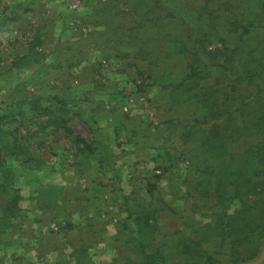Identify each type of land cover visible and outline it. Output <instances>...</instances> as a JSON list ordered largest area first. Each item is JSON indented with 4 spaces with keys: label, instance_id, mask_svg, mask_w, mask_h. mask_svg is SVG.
<instances>
[{
    "label": "trees",
    "instance_id": "16d2710c",
    "mask_svg": "<svg viewBox=\"0 0 264 264\" xmlns=\"http://www.w3.org/2000/svg\"><path fill=\"white\" fill-rule=\"evenodd\" d=\"M32 1L35 0L16 5H25V9L31 11ZM111 1V6L115 7L132 0ZM140 1L148 7L139 16L136 17L135 8L121 15L127 28L124 40L119 43L135 44L137 36L142 37V42L152 37L161 39L157 29L166 21L180 23V39L173 44L180 49L185 62L183 70L178 78L162 74L159 85L167 94L169 110L182 103L194 102L203 113L192 118H171L164 124L181 129L180 141L189 145L191 155L197 159L185 163L188 174L184 179V193L191 199L186 209L187 218L200 216L212 220L198 227L185 223V227L162 236L159 222L162 210L176 213L167 205L158 187L163 173L167 168H173L179 159L174 142L168 138L152 141L149 146L151 158L143 160V165L153 163L156 167L140 168L138 154L149 149L133 141L132 133L137 135L139 131L131 129L125 121L114 123L112 119L109 123H112L116 147H119L116 151L111 147L109 130L103 132L99 125L108 112L116 119L114 108L117 106L85 108L79 92H72L67 81H72V75H81L73 70L82 66L95 43L91 38L95 30L90 27L105 25L107 29L114 23L108 18L101 24L96 17L97 10L93 9V16L80 15L74 24L63 23L70 25L75 30L73 33L77 32L76 48L62 39H56L58 45L50 48L48 40L55 39L52 36L54 29L44 22L45 25L29 26L28 32H33V38L23 54H8L9 66L4 70L13 73L18 82L0 102V134L14 137L12 143L5 146L0 143V233L20 215L23 199V189L16 181L17 172L6 165V160L17 157L25 169L46 170L51 175L53 166L57 168V161L51 159V162L47 151L42 149L49 147L48 144L41 142L32 146L29 142L26 146L20 144L18 134L25 131L33 138L40 134L57 135L59 130H64L73 145L70 150L64 149L68 161L66 172L74 167V172L85 175L87 181L67 188L63 184L40 183L31 194V200L36 201L31 209L41 211L44 220L50 223L75 212L85 216L88 209L105 205L110 221H116L115 232H109L114 256L98 264L246 263L257 257L254 246L264 241V0H255L258 9L250 13L253 15L237 12L226 2H213L204 10L189 0ZM105 4L111 7L108 2ZM63 17L61 15L59 19ZM19 18L16 15L12 20ZM151 30L153 34L149 38ZM212 39L221 46L209 49ZM144 45L140 44L143 54H150V49ZM51 50L54 57L52 61H46ZM30 84L35 87L27 93ZM40 84L46 87H40ZM88 84L94 85L90 81ZM51 87L60 91H52ZM11 94L15 95L12 102L9 101ZM70 103L78 106L77 114L85 115L83 119L93 124L90 126L91 139L72 129L68 115ZM122 132L126 134L123 137ZM122 144L129 145L127 151L135 154L128 168L127 186L122 177L123 166L114 161L126 151L121 149ZM56 148L52 147L54 151ZM97 154L111 156V160H100L95 156ZM24 156L26 158H22ZM89 169L93 170L91 175L86 174ZM109 175L111 177L107 178ZM69 191L71 198L66 195ZM106 222L99 217L92 218L83 233L68 238L73 264H94L97 251L92 254L91 251L104 245ZM71 226L68 222L62 229L68 230ZM195 232H200V236L194 237ZM22 261L23 264H34L26 259ZM62 264L71 263L67 260Z\"/></svg>",
    "mask_w": 264,
    "mask_h": 264
},
{
    "label": "rangeland",
    "instance_id": "374dc122",
    "mask_svg": "<svg viewBox=\"0 0 264 264\" xmlns=\"http://www.w3.org/2000/svg\"><path fill=\"white\" fill-rule=\"evenodd\" d=\"M23 1L24 0H0V102L3 99V96L6 97L4 94H8L10 91H13L15 88L14 86L18 82V78L13 76V73L8 72V70H4V68L9 66L7 61L9 53L12 52V54H16L20 52L23 54L29 47V43L33 38V32H28L30 30L29 26L36 27L44 24L45 22L52 30L56 27V23L60 24L59 28H62L60 30L61 35L64 36V39L62 40L70 42L71 46L76 48V38L78 37L76 36L77 32L73 33L75 30L70 26L71 24H74V22H77L75 21L76 18L80 15L86 17L92 15L91 13L94 9L97 10L96 17L100 20L98 22H102L101 24L105 22V19H113L114 23H112V25H108L110 30H107L109 27L106 29L105 25H103L104 27H90V30H95V34H92L91 37L92 42L95 43H92V50L89 53L88 58H85L82 63V66L86 68L83 70L81 69V66L79 69L73 70L74 72H81V75L79 74L77 77L72 75V81L70 82L68 80L67 83L71 85L72 92L74 94L79 92L80 100L84 103L85 108H90L92 106L95 108L99 107V109H107L112 105L117 106V108H114L117 110L116 119L112 118V121L114 123L125 121L131 129H137L139 131L137 135L132 133V139H134L133 141H136L135 144L144 145L146 146L145 148L149 149V146L152 144L151 142L154 140L161 142L165 140L164 138H168L174 142V150L177 152L179 159L173 168L169 167L166 169L159 180L158 187L160 192L163 194L162 196L167 200V205L169 204L171 208H174L176 213H173L170 210H162L159 221L161 223L162 236L168 234L170 235L178 229L185 227V223H191L193 226L198 227L204 226L207 222H210L212 219L202 218L200 216L189 219L187 218L186 209L190 206L189 201L191 199L184 193V179L188 174V170L186 168L187 165L185 163L187 160H190L191 162L194 160L196 162L197 159L191 155V148L189 145L185 144L183 140L180 141L179 134L181 129L173 128L164 124L166 120L171 118H192L200 116L203 113L202 109L198 108L194 102L182 103L178 107L169 110V100L167 94L165 91L161 90L162 88H160L159 85L161 80L160 76L162 74H167L170 78H178L183 70L185 62L181 57L179 47H175L173 44L176 40L178 41L180 39L182 31L180 23L175 20L174 22L171 20L166 21V23L162 25V28L157 29L160 32L161 39L158 37L150 38L153 34V31L151 30L148 33L150 39L146 42L140 41L142 37L140 38L137 36L135 39V44L137 43V45L132 42H128L130 44H121L119 41L124 40L122 38L126 35L124 32L127 28V25H124V20H122L123 17L121 15L127 10L132 11L135 8L136 17L139 16L141 12L147 10L148 6L145 2L142 3L140 0H132L127 4H121L120 6L117 5L113 7L111 6V0H35L34 2H30V6H32L31 11H27L25 9V5L20 7L16 5ZM189 1L198 8L204 7V10H206V8L213 2L216 4L226 2L237 12H244L249 15H253L250 13L255 12L256 9H258L255 0ZM105 2H108L111 7H108ZM75 3L77 4L76 7L73 6ZM16 15L20 16V18L18 21H13L12 19ZM61 15L64 17L59 19ZM64 21H68V24L70 25L63 24ZM155 32L156 31H154V33ZM55 43H57L56 39L52 38L51 40H48L49 45ZM141 43L146 44L144 46L150 49V54H143V51L141 50L142 46H140ZM219 46H221V44L217 40L212 39L209 49ZM89 81L94 85L88 84ZM41 86L46 87L45 85L40 84V87ZM34 87V85L32 86L30 84L26 89V92L28 93V91H32ZM51 90L55 92L60 91L57 87H51ZM18 92L20 93V91ZM11 95L13 99L10 97V102H12L11 100H14L15 96L13 94ZM9 101L8 103H10ZM1 105L2 104L0 103V106ZM70 106L71 111H69L68 115L70 117L72 129L76 134L91 139L90 126H93V124L91 122L87 123L83 119L85 115L81 116L77 114V105L75 106L70 103ZM83 112L84 114L86 113V111ZM102 125H100V127L103 128V132L109 130L107 126L104 127L105 124ZM7 127L8 126L5 125V128ZM125 135L126 134L123 132L121 133L122 137ZM122 137L119 139L123 141ZM13 138V135L0 134V143L5 146L6 144L12 143ZM18 138L20 140V144L26 146L29 142H31L32 146L41 142H44L45 145L48 144L46 146L49 147L42 149L47 151L50 160L54 159L57 161L55 166L58 169H55L53 166L52 171L54 172L53 175H51L53 178H51L50 181L44 180L40 182V180H29L32 183H29V186H26L25 184L23 187V191L25 190L27 192L26 195L28 196L30 194L27 199H29L28 204L31 205L36 201L31 200V192L29 188H37L40 183L46 182L54 184L63 183L62 178L64 176V172L68 169V161L66 159L67 157L64 149L70 150L73 145L71 137L67 136L64 130H59L57 135L46 136L45 134H40L33 138H31L25 131H21V133L18 134ZM132 143L134 144V142ZM54 146L57 147L55 151L52 149ZM113 146H117V140L115 142V139H113ZM138 149L139 147L137 146L136 150ZM149 151L152 152L149 149L147 152H140L138 154L141 157L140 168L145 167L146 169H153L156 167V164L153 163L143 165V160L151 158ZM25 156L22 158H26L28 155L26 157ZM134 158L135 154H133V158L130 159L131 163L134 161ZM20 161L21 160H18L17 157L13 159L8 158L6 160V165L8 164L14 168L15 171L26 170ZM131 163L129 165H131ZM164 164L165 163H162L161 165L165 166ZM206 166H208V164ZM48 167H52L51 163H49ZM74 171L75 168L72 167L71 171L67 172L73 173ZM128 172V169H126V176H129ZM92 173L93 170L91 171V169L86 171V174L91 175ZM27 176L28 178L30 177V175ZM109 177H111V175L107 178ZM24 198L25 197H23V199ZM103 208H105V205H103ZM234 210L235 207L233 206L230 212L233 213ZM185 219H187V222ZM105 228L108 233L115 232L113 226L110 228L111 231H109L107 227ZM193 236L199 237L200 232H195ZM109 242L99 246V250L96 253L97 255L94 256V258H97L98 260L97 263L109 261L113 258L114 250L111 248V242ZM263 250L264 241L254 246V251L257 254V257L243 264H252L260 257ZM94 252L96 251H91V254Z\"/></svg>",
    "mask_w": 264,
    "mask_h": 264
},
{
    "label": "crops",
    "instance_id": "0c3cea01",
    "mask_svg": "<svg viewBox=\"0 0 264 264\" xmlns=\"http://www.w3.org/2000/svg\"><path fill=\"white\" fill-rule=\"evenodd\" d=\"M59 26L60 24L56 23V27L54 28L52 35L57 40L64 39V36L61 35L60 31L62 28L60 29ZM57 43L51 44L49 47L54 49L58 45ZM49 50L50 49H48V51ZM48 56L49 57L46 61H52L51 59L54 57L53 50L49 52ZM112 118V112H108L103 119L101 118L99 125L105 124L104 127L107 126L112 143L111 147H114L116 151H119L116 146H113L114 131L112 123H109ZM122 148L126 150L125 153L115 158L114 161H116V164L123 166L122 177L125 181L124 185L127 186L126 182L129 176H126V169L129 168V164L131 163L130 159L133 158V153L131 151H127L130 149V146L127 144H122L121 149ZM95 156H98L100 160H111V156L108 155L104 156V154H97ZM69 171H71V169ZM16 172V181L22 189L25 184L26 186H29V183H32L29 180H40L41 182L44 180L50 181V179L53 178L50 176V173L46 172V170L35 171L26 169L16 170ZM27 175H30V177L28 178ZM62 180V184L67 188V186L72 187L78 183H83L84 181L86 182L87 178L85 175H81L76 172H66ZM71 181L75 184H69L72 183ZM35 189L36 187L29 188L31 194ZM24 191H22V195L25 198L20 203L22 208L20 215L13 218L6 230L0 233V264H23L22 259L31 261L34 264H62L63 261L65 262L67 260L73 264L71 261L72 258L70 257V245L68 238H76L81 234V232L83 233L85 226L88 227V223L89 221H92V218L99 217L102 221H107L105 223V227H107L109 231H111L110 228L114 226V223L116 222L115 219H113L114 221H110L111 218H109V215L106 214L107 208L105 206V208L88 209V213L85 216H83L80 212H75L71 215H67L66 218L49 223L44 220L41 211L31 209L32 204H28L29 199H27L30 194L27 196V192ZM66 195H70V198L72 197L70 191L69 193L66 192ZM68 222L72 223V226L69 227L68 230L62 229V225ZM54 226H56V228ZM109 241L110 235L107 231L104 243H108ZM98 250V248H95V251ZM93 261L94 264H98L97 258H94Z\"/></svg>",
    "mask_w": 264,
    "mask_h": 264
},
{
    "label": "water",
    "instance_id": "95a60500",
    "mask_svg": "<svg viewBox=\"0 0 264 264\" xmlns=\"http://www.w3.org/2000/svg\"><path fill=\"white\" fill-rule=\"evenodd\" d=\"M264 261V250L262 251L260 257L256 259L252 264H261Z\"/></svg>",
    "mask_w": 264,
    "mask_h": 264
},
{
    "label": "built area",
    "instance_id": "2783aa9c",
    "mask_svg": "<svg viewBox=\"0 0 264 264\" xmlns=\"http://www.w3.org/2000/svg\"><path fill=\"white\" fill-rule=\"evenodd\" d=\"M73 6H75V7H76V6H77V4L75 3ZM54 227L56 228V226H54Z\"/></svg>",
    "mask_w": 264,
    "mask_h": 264
}]
</instances>
